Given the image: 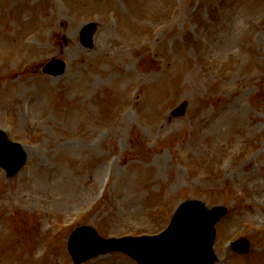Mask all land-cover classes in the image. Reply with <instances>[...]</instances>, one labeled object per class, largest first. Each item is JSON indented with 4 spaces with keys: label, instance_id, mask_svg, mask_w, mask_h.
<instances>
[{
    "label": "rangeland",
    "instance_id": "1",
    "mask_svg": "<svg viewBox=\"0 0 264 264\" xmlns=\"http://www.w3.org/2000/svg\"><path fill=\"white\" fill-rule=\"evenodd\" d=\"M0 128L27 153L0 170V264H136L68 237L157 233L191 199L227 207L214 264H264V0H0Z\"/></svg>",
    "mask_w": 264,
    "mask_h": 264
},
{
    "label": "water",
    "instance_id": "2",
    "mask_svg": "<svg viewBox=\"0 0 264 264\" xmlns=\"http://www.w3.org/2000/svg\"><path fill=\"white\" fill-rule=\"evenodd\" d=\"M95 28V23H89L83 27L81 31V41L83 45L91 47V35ZM65 64L60 61L53 59L49 61L43 68L44 72L57 74L61 73L64 70ZM184 104L174 110V114H181L183 112ZM24 153L21 150L19 144L10 142L6 139L5 134L0 131V165L4 166L9 175L15 173L18 168L23 164L25 158ZM15 160V163L13 162ZM195 202H186L182 206L186 207L187 205L194 204ZM225 209L223 208H213L209 212L213 214V220L210 222L212 227L213 222L219 218ZM177 217V216H176ZM176 220V218H175ZM177 223L173 222V227H176ZM175 228L171 230V233H174L172 238L168 236H161L154 239L152 242L146 246H142L141 243L137 240H133L127 244L128 246H133L135 243L136 246L141 247L139 252H133L129 249L124 242L119 243V246L109 242V247H124L132 256L136 258L139 264H208L212 259L210 251V240L202 241L199 244H196L192 237L180 236ZM108 243V242H106ZM130 244V245H129ZM244 251L245 247L237 248ZM210 255V256H209ZM210 261V262H211Z\"/></svg>",
    "mask_w": 264,
    "mask_h": 264
}]
</instances>
